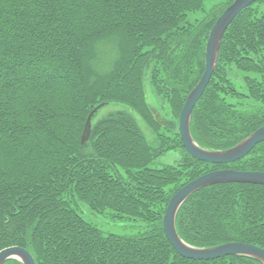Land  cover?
Returning <instances> with one entry per match:
<instances>
[{"label": "trees", "instance_id": "16d2710c", "mask_svg": "<svg viewBox=\"0 0 264 264\" xmlns=\"http://www.w3.org/2000/svg\"><path fill=\"white\" fill-rule=\"evenodd\" d=\"M234 1L206 11V0H0V251L24 247L37 264H263L240 255L183 257L163 220L173 195L205 173L264 171V142L235 163L200 161L146 91L148 74L161 111L179 123L204 74L210 31ZM114 102L142 117L155 144L126 111L95 122ZM102 104L83 144L88 116ZM263 125L258 0L227 29L191 130L200 146L225 150ZM170 151L180 155L160 165ZM86 208L127 232H107ZM177 229L195 247L240 241L264 248V185L200 189L181 207Z\"/></svg>", "mask_w": 264, "mask_h": 264}, {"label": "water", "instance_id": "95a60500", "mask_svg": "<svg viewBox=\"0 0 264 264\" xmlns=\"http://www.w3.org/2000/svg\"><path fill=\"white\" fill-rule=\"evenodd\" d=\"M256 1L258 0H235L217 19L209 34L204 74L199 83L189 93L180 114L179 130L184 147L191 156L200 161L211 164L235 163L247 157L258 144L264 142L263 125L232 148L209 150L198 144L191 130L194 108L212 79L227 29L240 13ZM102 106L103 104L97 106L88 116L82 136L83 144L90 140L93 117ZM220 183L264 185V171H247L232 168L216 169L199 176L183 186L170 199L164 216V230L168 239L180 255L190 259L211 260L230 255H240L254 258L264 264V248L255 244L235 241L209 248H200L188 244L179 234L177 216L187 199L204 187ZM9 260H19L23 264H37L34 255L28 249L20 246H11L0 251V264H5Z\"/></svg>", "mask_w": 264, "mask_h": 264}, {"label": "rangeland", "instance_id": "374dc122", "mask_svg": "<svg viewBox=\"0 0 264 264\" xmlns=\"http://www.w3.org/2000/svg\"><path fill=\"white\" fill-rule=\"evenodd\" d=\"M227 0H206L205 5H206V11H211L213 8L225 3ZM205 13L204 12H197L192 14L194 17H202ZM238 82V85H242L243 81L240 78L236 79ZM146 91L148 95V99L150 104L152 105L153 108H155L156 112L160 115L162 118L163 115L167 121H165L166 125L170 126L173 129H179V123L176 121L175 118H172L171 116L166 117L165 114L161 111L156 97L153 93V89L150 83V75L147 74V79H146ZM126 111L129 114L133 115L137 122L139 123L140 127L142 128L143 132L145 133L146 137L148 140L155 144L156 138L152 130L149 128V126L146 124V122L140 117L130 106L123 104V103H118L114 102L111 104L106 105L104 108H102L98 115L96 116L95 122L99 121L100 119L108 116L110 113L115 112V111ZM163 114V115H162ZM162 115V116H161ZM163 119V118H162ZM161 119V120H162ZM168 123V124H167ZM180 155L179 152L176 151H170L163 155L161 158L158 159V163L160 165H165V164H172L175 162V160L178 158ZM85 216L90 219L91 221L95 222L98 226L106 230L107 232H113V233H118V234H124L127 231L124 229V227L120 226L119 224H116L109 219L93 214L88 208L84 210Z\"/></svg>", "mask_w": 264, "mask_h": 264}]
</instances>
